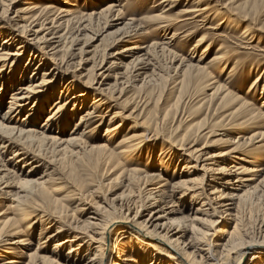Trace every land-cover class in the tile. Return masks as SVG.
<instances>
[{
	"label": "bare ground",
	"instance_id": "1",
	"mask_svg": "<svg viewBox=\"0 0 264 264\" xmlns=\"http://www.w3.org/2000/svg\"><path fill=\"white\" fill-rule=\"evenodd\" d=\"M32 1L20 3L44 13L27 23L18 10L5 19V8L0 10V106L7 93L0 109V194L16 210L14 217L0 218V264H264V219L255 236L240 217L245 208L264 200V167L248 157L264 153V111L228 87L231 72L241 69L244 59L233 58L224 66L228 75L222 84L212 79L210 62L202 65L205 47L197 60H179L183 96L187 86L195 92L212 90L199 101L208 112L206 121L180 125V120L174 134L155 128L149 137L128 135L122 125L130 113L123 116L117 107L105 121L107 114L96 111L103 107L108 112L110 98L113 107L114 99L137 83L149 85L155 54L177 60L170 49L174 34L163 35L160 42H138L142 25L133 17L125 21L115 5L119 0L80 17L74 14L75 0H50L42 6ZM160 4L170 8L176 0ZM256 6L237 5L240 16L225 9L230 26L241 27V39L250 41L258 31L264 35V18ZM198 7L192 13L205 9ZM73 22L75 35L68 30ZM78 40L82 46L72 49L68 59L56 58L69 49L68 41ZM96 41L105 43L100 59L93 61L83 45ZM221 49L211 61L225 65L229 60ZM256 51L264 55V49ZM253 72L250 95L257 91L258 96L251 99L264 107V62ZM70 81L78 86L74 89ZM22 111L25 116L18 119ZM102 126L101 138L89 143ZM207 135L210 140L201 143ZM145 141L167 142L171 152L160 157L159 147L157 155L149 152L143 168L128 169L117 156L138 152ZM256 143L262 146L257 152ZM66 156L74 158L68 166ZM164 157L171 173L161 162ZM63 181L65 190L53 188Z\"/></svg>",
	"mask_w": 264,
	"mask_h": 264
},
{
	"label": "rangeland",
	"instance_id": "2",
	"mask_svg": "<svg viewBox=\"0 0 264 264\" xmlns=\"http://www.w3.org/2000/svg\"><path fill=\"white\" fill-rule=\"evenodd\" d=\"M28 0H0V10L4 7L3 12L1 13L2 18H6L7 16H12L15 10H18V16L22 14V22L25 20V23L32 20L36 16H40L41 9H30L29 4H22L27 3ZM75 7H73L74 14L77 17H80V14H87L94 11H99L103 7L108 4H112L114 0H75ZM117 1V0H116ZM161 0H119L116 2V8H119L124 16L125 21L129 18L133 17L138 19V23H141L143 28L142 36L136 38L139 40L138 42H143L144 45L151 43L152 41H162L164 36L168 38L171 34H174L173 39L171 40L170 49L173 53H177L178 58L177 60H172L171 56L167 53H158L155 54L153 63L156 67L154 72L152 67L148 74L154 73L155 75L152 76L153 80L147 86H139V83L135 85L134 88L130 90H126L125 93L120 95L117 99H114L117 104H114L112 107V97L110 98V106L107 108L108 112H104V108L100 107L97 109L96 114H103L106 113L107 115L102 117L106 119L109 117L108 114L112 111H115L117 107H122L123 116L126 113L129 114V118L125 120L122 125L123 133L127 132L128 135L142 133L145 137H149L153 134V129L157 128L158 131L162 132H169L174 134L175 127L178 125L180 121V125L188 124L190 122L200 123L206 121L205 114L208 112L206 109L200 106V100L205 98V95L211 93L212 90H205L195 92L194 90L191 91L190 86L188 87V92L183 96L181 83L183 82L182 76V67L180 66L179 60H192L195 61L199 58L200 53L205 47V51L203 55V64L205 65L210 64L208 71L212 74V79L215 80L217 83L220 82L221 84L224 83L225 78L228 75L227 69L224 66H230L233 58L241 60L244 59V64L242 65L241 69H238L236 72L232 73V76L229 78L230 86L229 90L234 93H237L242 96V98H247L251 103H254V108L256 110L264 111L263 105L259 101L255 102L251 97L254 99L257 98L258 94L257 91H254L253 96H251V86H253L252 80L256 74L253 72V68L255 65L258 64L259 61L264 62V55L262 53H258L259 49H264V35L261 33L255 32L253 34L252 40L249 41V37H246V40L241 39L238 37L239 33L241 32L240 28H232L229 23V17L231 16L225 9H229L232 12L233 16H240V14L235 10L237 5H248V3L252 5H257L259 15L261 18H264V0H176V5L170 8L163 6L160 4ZM21 2V3H20ZM53 1L50 0H33L32 4H50ZM20 3V4H19ZM256 3V4H254ZM7 5V7H5ZM199 5L198 9L205 7L202 11H194L196 6ZM44 6V5H43ZM163 7V8H162ZM8 8V9H7ZM8 10V11H7ZM184 10H189L188 12H181ZM191 10V11H190ZM5 11V12H4ZM52 11V10H51ZM12 12V13H11ZM51 12L45 14L49 17ZM56 14V13H55ZM198 14V15H197ZM156 15V16H155ZM19 18V17H16ZM28 18V19H27ZM14 23L18 22L21 25L22 22L19 19L12 18ZM6 21V20H5ZM12 21V22H13ZM10 22V23H12ZM12 23V26H14ZM76 23L73 22V26L69 27V32L73 35L76 34ZM96 25V24H95ZM100 25V24H99ZM98 27L100 28L101 26ZM163 27H160L162 26ZM167 27L165 29V27ZM75 28V29H74ZM94 28H97L94 26ZM231 28V29H230ZM165 29V30H164ZM163 31V32H162ZM72 35V36H73ZM164 35V36H163ZM203 38L201 43L198 42V39ZM135 39V38H134ZM73 40V39H72ZM71 41V40H70ZM68 41L69 49H62L56 54V58L60 61H65L69 58V54L73 51L72 49H76L82 46V42H70ZM248 42V43H245ZM135 42V41H131ZM210 42L211 46H208ZM244 42V43H242ZM104 41H96L90 42L87 45H83V49L90 51V54H93V61L99 60L101 57V53H103V46ZM90 44V45H89ZM207 45V46H206ZM221 46V52L224 54L226 58L224 60H229V63L222 62H212L211 58L216 52V49ZM101 50V51H100ZM87 54V53H86ZM193 55V57H192ZM68 58H67V57ZM76 56V57H75ZM77 54L74 55V58H77ZM158 56V57H157ZM26 56L23 57V61H25ZM92 61V62H93ZM157 61V62H156ZM44 62V61H43ZM89 62V61H88ZM37 62H34L32 65L35 66ZM45 63V62H44ZM49 65V60H48ZM157 63V64H155ZM228 64V65H227ZM157 65V66H156ZM90 65L87 64L84 67L88 68ZM73 67V64L70 65ZM71 70V73L76 77L77 71ZM93 70H90L92 72ZM30 70L25 73V77L29 74ZM84 73V72H83ZM163 75V76H162ZM264 80V77H263ZM69 81V80H68ZM72 82V81H70ZM77 82H72L73 88L75 89L78 85L75 84ZM108 83L112 85V79H108ZM240 89V90H239ZM247 93L249 95H247ZM7 99V93L2 96L1 106L0 109L3 110V106L5 105L4 101ZM53 100H50V103ZM136 106V107H135ZM48 106H46L47 110ZM115 108V110H113ZM126 112L124 113L123 111ZM110 111V112H109ZM167 114L165 115V113ZM25 111H22L18 115V119H21L25 115ZM47 111L40 116L38 121L41 123L42 120L45 118ZM174 117V119H173ZM98 116L94 117L95 122H98ZM76 121L75 119L72 120V123ZM123 121V120H122ZM140 121L145 123L138 124ZM118 122V121H117ZM120 123V122H119ZM113 126V124H112ZM104 127L102 126L101 129H98L94 135L91 136L90 139L87 140L89 143H96V139L98 137L101 138L103 135ZM126 128V129H125ZM206 132V130L204 131ZM248 132L246 135L250 134ZM121 134V133H120ZM118 135V137L120 136ZM141 134V135H142ZM202 137L200 142L205 143L209 141L210 138L207 135ZM117 138L111 139L113 141L114 146L119 140ZM234 137V136H233ZM261 143L254 144V148L256 152L262 149ZM146 145V146H145ZM145 146V147H144ZM141 148L138 152H131L130 156L127 157H120L117 156L118 159L122 160L124 165L129 169L130 167H139L143 168V163L150 160L149 152L154 151V153L159 152L158 148L160 147L163 153L160 155L163 156L166 153H170L167 146V142H149L145 141L143 145H140ZM131 151V150H130ZM251 155V154H249ZM167 156V155H166ZM165 156V157H166ZM5 157H8L7 153H5ZM161 159L163 166H166L164 163V159ZM251 161L256 160V164L262 165L264 167V153L262 155L255 153L254 156H248ZM68 160L74 162V158L65 157L66 166H68ZM167 160V159H166ZM166 173H171L172 169L169 167H165ZM55 183V181H53ZM65 181H63L60 185H57L53 188L61 187L62 190H65ZM67 184V183H66ZM70 190V189H69ZM120 191H123L121 189ZM118 191V192H120ZM16 190L10 193L14 197V193ZM116 192V190H115ZM64 193L60 191L59 194ZM0 194V218H12L16 214L15 206H13V202L9 198H3ZM5 197V196H4ZM73 202L69 200L67 203ZM72 206L69 207L71 209ZM78 217H82L77 213ZM240 217L243 220L248 221L249 234L254 233L253 235L257 236L260 234L262 228L260 227V222L264 219V200H259V203H255L250 205L249 207L245 208L241 213ZM262 219V220H261ZM257 223V225H256ZM259 223V224H258ZM255 229H254V227ZM259 226V227H258ZM252 227V228H251ZM257 231V232H256ZM257 233V234H256ZM35 246H33L34 249ZM251 254V253H250ZM249 258V256H248ZM26 261V260H25Z\"/></svg>",
	"mask_w": 264,
	"mask_h": 264
}]
</instances>
